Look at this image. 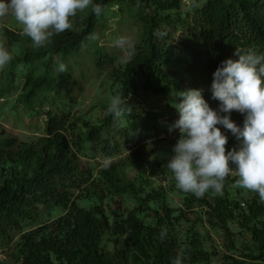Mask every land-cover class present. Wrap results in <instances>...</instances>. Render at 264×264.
<instances>
[{
    "label": "trees",
    "instance_id": "obj_1",
    "mask_svg": "<svg viewBox=\"0 0 264 264\" xmlns=\"http://www.w3.org/2000/svg\"><path fill=\"white\" fill-rule=\"evenodd\" d=\"M120 1L129 0L93 3L103 6L102 16ZM131 1L145 24L132 59L119 66L112 56L95 60L98 71L110 66L112 97L129 105L120 120L107 112L110 100L93 118L74 113L64 99L74 104L77 82L58 71L59 55L88 45L99 18L92 10L78 31L54 35L44 47L0 26L4 38L21 45L0 69V101L16 94L23 112L46 118L45 133L30 142L0 126V264H173L177 256L182 264H264V202L234 187L235 169L222 195L209 190L197 198L176 187L167 168L175 153L154 157L159 143L174 148L180 139L169 131L180 118L179 92L202 89L219 110L211 85L221 63L238 60L237 50L264 54V0H197L187 10L183 0ZM230 118L243 127L245 114ZM217 127L228 137L227 151L238 150L231 131ZM139 142L146 144L137 149Z\"/></svg>",
    "mask_w": 264,
    "mask_h": 264
},
{
    "label": "clouds",
    "instance_id": "obj_2",
    "mask_svg": "<svg viewBox=\"0 0 264 264\" xmlns=\"http://www.w3.org/2000/svg\"><path fill=\"white\" fill-rule=\"evenodd\" d=\"M90 6L99 17L103 6L93 0H0V18L11 13L22 25V35L31 38L34 46L44 47L54 35L74 30L77 13ZM87 39L97 37L90 34ZM115 46L123 51L125 59L134 53L129 37H118ZM235 55L238 60L223 61L213 74L211 92L212 98L221 102L219 110L209 106L202 89L179 92L180 102L175 107L180 118L169 131L179 129L181 135L167 168L173 173L176 187L197 198H203L209 190L222 195L225 180L235 169L239 178L234 187L258 193L264 202V54H241L237 50ZM12 60L13 54L0 44V69ZM58 71L66 72L67 66L59 64ZM128 111L129 105L120 94L110 99L107 112L114 120H120ZM233 111L245 114L242 128L231 120ZM217 125L230 130L240 141L238 150L227 151L228 137ZM110 162L106 159L105 166ZM165 235L166 229H162L161 238ZM173 264H182L181 258L177 256Z\"/></svg>",
    "mask_w": 264,
    "mask_h": 264
},
{
    "label": "rangeland",
    "instance_id": "obj_3",
    "mask_svg": "<svg viewBox=\"0 0 264 264\" xmlns=\"http://www.w3.org/2000/svg\"><path fill=\"white\" fill-rule=\"evenodd\" d=\"M196 1L197 0H183V9L187 10L188 7ZM91 10L90 6L83 12L77 13L74 21V31H78L80 28V18L85 14L87 15ZM136 10L137 7L131 0L120 1L116 6L107 8L97 20L95 32L93 33L96 35L97 39L89 40L88 45L86 43L79 53L74 52L67 58H64L62 56L63 54L59 55L60 61L67 66V71L65 73L70 74L73 80L77 82L76 86L72 89L73 98H75L74 104H72L70 96L67 95L64 97L66 104H68V107L72 109L74 113L81 111L86 116L94 118L99 115L102 106L109 102L110 97H112V94H110V88H112V86H110V82L107 80L110 66H105L101 71H98L95 60L102 57V55L112 56L118 61L116 66H119L132 59L134 53L130 59H125L123 51L115 46V40L118 37L126 36L131 38L134 50L135 47L139 45L144 35L145 24L136 18ZM1 25L13 27L15 30H22V25L14 19L11 13L6 17L0 18V26ZM179 36L180 34L177 35L175 42L177 46H179ZM0 44H3L10 52L11 50H14L15 53L21 51L20 43L8 41L2 36V33H0ZM89 45H92L90 50ZM179 53L181 54L180 58L187 61V57L183 54L184 51L179 49ZM182 74L186 75L185 72ZM16 97V94H14L10 96V98H5V100L0 101V126L5 129L8 134L17 137L20 141L30 142L45 133L46 118H32L28 116L15 104ZM169 117V115L166 117V121ZM176 121L177 120L174 122ZM176 135H181L179 129H176L175 136ZM175 136L170 138L171 141L177 140ZM164 138L167 137L163 135L158 139ZM144 144L146 143L139 142L137 149H141ZM172 153H174L173 147H169L167 142L159 143L154 157L162 159L165 155H170ZM95 162H99L98 159L93 163ZM85 163H87V160H83V164ZM134 173L135 171L131 174L133 175ZM174 198L175 202L179 201L178 197ZM46 211L47 208H43L44 218H46ZM59 214H61V212H59Z\"/></svg>",
    "mask_w": 264,
    "mask_h": 264
}]
</instances>
